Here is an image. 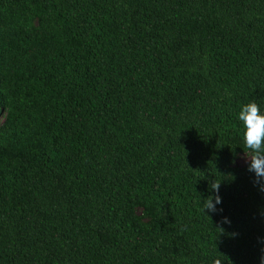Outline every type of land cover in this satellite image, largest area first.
<instances>
[{"label":"trees","instance_id":"trees-1","mask_svg":"<svg viewBox=\"0 0 264 264\" xmlns=\"http://www.w3.org/2000/svg\"><path fill=\"white\" fill-rule=\"evenodd\" d=\"M249 101L264 0H0V264H264Z\"/></svg>","mask_w":264,"mask_h":264},{"label":"clouds","instance_id":"clouds-1","mask_svg":"<svg viewBox=\"0 0 264 264\" xmlns=\"http://www.w3.org/2000/svg\"><path fill=\"white\" fill-rule=\"evenodd\" d=\"M238 120L243 127V140L246 149L248 170L254 173L256 182L264 190V105L255 101H249L241 105L238 112ZM220 183L211 184L214 196L203 202V210L208 214L217 211V206L222 204V197L219 195ZM227 222V218H225Z\"/></svg>","mask_w":264,"mask_h":264},{"label":"rangeland","instance_id":"rangeland-1","mask_svg":"<svg viewBox=\"0 0 264 264\" xmlns=\"http://www.w3.org/2000/svg\"><path fill=\"white\" fill-rule=\"evenodd\" d=\"M239 163H240V164H245V163H247V157H246V155H242V156H240V158H239Z\"/></svg>","mask_w":264,"mask_h":264}]
</instances>
